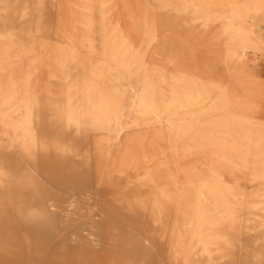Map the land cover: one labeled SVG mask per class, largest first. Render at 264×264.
I'll list each match as a JSON object with an SVG mask.
<instances>
[{"label": "bare ground", "instance_id": "bare-ground-1", "mask_svg": "<svg viewBox=\"0 0 264 264\" xmlns=\"http://www.w3.org/2000/svg\"><path fill=\"white\" fill-rule=\"evenodd\" d=\"M264 0H0V264H264Z\"/></svg>", "mask_w": 264, "mask_h": 264}, {"label": "rangeland", "instance_id": "rangeland-1", "mask_svg": "<svg viewBox=\"0 0 264 264\" xmlns=\"http://www.w3.org/2000/svg\"><path fill=\"white\" fill-rule=\"evenodd\" d=\"M261 76L263 77V79H264V71H262V73H261Z\"/></svg>", "mask_w": 264, "mask_h": 264}]
</instances>
